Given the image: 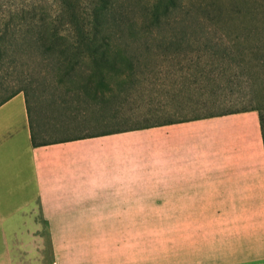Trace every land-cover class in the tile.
<instances>
[{
	"label": "crops",
	"instance_id": "1",
	"mask_svg": "<svg viewBox=\"0 0 264 264\" xmlns=\"http://www.w3.org/2000/svg\"><path fill=\"white\" fill-rule=\"evenodd\" d=\"M152 212L190 231L191 264H264L257 111L33 146L23 94L0 104V264H92L88 230H102L103 264H134V239L105 230Z\"/></svg>",
	"mask_w": 264,
	"mask_h": 264
},
{
	"label": "rangeland",
	"instance_id": "2",
	"mask_svg": "<svg viewBox=\"0 0 264 264\" xmlns=\"http://www.w3.org/2000/svg\"><path fill=\"white\" fill-rule=\"evenodd\" d=\"M68 1L79 2L78 10L81 13L91 2ZM156 1L116 0L118 4L122 3L126 13L120 25L111 29L134 32L138 39L127 47L131 63L121 65L119 72H108L111 92L102 98L99 96L98 99L89 100L82 96H67L66 101L62 102L63 87L74 89L79 81L78 69L65 84H58L52 62L46 64L41 59L39 48H33L32 52L26 54H19L16 50L9 56L0 77L12 87L26 91L35 128L46 140L85 132L135 128L164 116H203L251 106L239 96L237 87L234 91L228 90L225 76L214 74L210 78L202 77L194 63L195 48L212 33L193 20L201 15L199 6L214 0H188L194 2L187 7L189 11L175 10L159 25L145 32L143 25L149 15L139 10L145 4ZM217 1L227 7L236 6L241 11L252 10L264 14V0H243L247 1L243 3L242 0ZM206 58L202 57L203 60ZM9 91V87L0 90V99L6 97ZM255 102L264 112V93L256 96ZM74 114L77 117L70 121ZM138 220H142L144 226L131 230H105V236L133 238L134 264H191L186 237L190 231L185 230L184 241L183 229L177 228V214H138ZM78 231L75 230L73 237ZM88 232L90 246L94 244L92 264H103L102 230Z\"/></svg>",
	"mask_w": 264,
	"mask_h": 264
},
{
	"label": "trees",
	"instance_id": "3",
	"mask_svg": "<svg viewBox=\"0 0 264 264\" xmlns=\"http://www.w3.org/2000/svg\"><path fill=\"white\" fill-rule=\"evenodd\" d=\"M193 3L188 0H158L145 4L139 10L149 15L143 31L159 25L175 10L189 11L187 7ZM78 4L77 1L68 0H0V72L16 50L19 54H26L32 52L33 48H39L41 59L46 64L52 62L58 84H65L74 76L76 69L79 71L76 87H63L62 102L66 101L67 96L95 100L110 93L111 76L108 72H119L121 65L131 63L127 47L138 37L134 32L111 29L112 26H119L125 16L122 3L118 4L116 0H91L82 13L78 10ZM198 8L202 11L201 15L195 16L197 18L193 21L212 33L194 50L198 74L209 78L214 74L225 76V86L229 91H234L235 87L239 89V96L251 105L240 110L257 111L264 151V112L255 102L256 96L264 93V14L252 10L241 11L236 6L227 7L217 0ZM202 57L207 58L203 60ZM5 87H9L10 91L0 99V104L17 92L21 91L24 96L33 146L156 125L166 119L164 116L135 128L85 132L46 140L35 128L26 91L12 87L0 77V90ZM74 117L77 115L74 114L70 121Z\"/></svg>",
	"mask_w": 264,
	"mask_h": 264
}]
</instances>
